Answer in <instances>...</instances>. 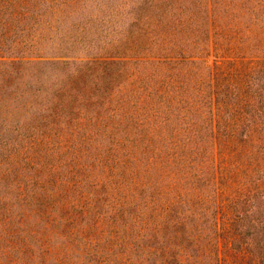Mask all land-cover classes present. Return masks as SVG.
I'll list each match as a JSON object with an SVG mask.
<instances>
[{"label": "rangeland", "instance_id": "374dc122", "mask_svg": "<svg viewBox=\"0 0 264 264\" xmlns=\"http://www.w3.org/2000/svg\"><path fill=\"white\" fill-rule=\"evenodd\" d=\"M132 1L0 0V264H264L258 0L219 2L208 47L192 57L202 64L188 70L186 101L176 105L174 96L171 109L159 110L170 122L162 130L146 120L137 161L128 143L108 142L115 136L100 122L106 93L94 91L91 79L101 69L71 63L102 47L115 51L132 29ZM111 68L118 75L111 93L129 75L152 87L150 76L169 73L161 65ZM209 72L215 151L206 140L209 88L198 86ZM200 98L198 113L189 101ZM143 104L142 119L157 102ZM213 159L218 194L203 207L197 200L207 193ZM142 182L151 189L140 192ZM215 216L218 263L202 246Z\"/></svg>", "mask_w": 264, "mask_h": 264}, {"label": "trees", "instance_id": "16d2710c", "mask_svg": "<svg viewBox=\"0 0 264 264\" xmlns=\"http://www.w3.org/2000/svg\"><path fill=\"white\" fill-rule=\"evenodd\" d=\"M220 1L221 0H141L139 2V0H133L131 8L133 11L132 29L129 31L126 38L124 35V39H122L118 47H114L115 51L107 55L108 53L105 52L110 50L109 47H102L101 51L103 53H98L96 51L92 54L77 55V58L81 60L71 62L72 64L84 68L94 67L101 69V72L96 71L97 75L94 79H91V85L94 91H103L106 93L105 97L107 100L104 101L105 103L103 102V104H106L108 108H106L108 111V113H106L107 119L105 118L100 122L105 129L104 131L107 132L106 135L108 137L115 136L114 139L108 141L109 143L123 146V148L126 147L125 144L128 143L127 145L132 149L130 160L133 159L137 161L135 150L142 148V138H140V136L142 135L143 125L147 124L146 120L155 119L159 129L162 130L163 127L170 122L168 118L159 115V110L171 109L174 96L177 102L176 105L186 101V97L181 96L182 90H187L188 86L193 87V84L189 82L188 70L193 69L195 73L194 66L202 64L199 61H194L192 57L199 55L208 47V42L212 38L211 31L216 21L215 17L217 18V8ZM259 7L264 13V0H258V8ZM253 12L256 13L257 11L253 10ZM155 48L157 53H155ZM113 53L115 55H112ZM151 58H153V60ZM154 58L160 59L155 60ZM129 63L152 67L155 65V68L161 65L168 69L165 70L169 73H165L162 76L161 73H158L155 77L150 76L154 81L152 87L151 85H146V82H139L141 79L137 78L135 74L129 75L126 83L120 85L117 83V86H115L116 93L108 91L107 89L111 87L118 76L116 72H111V67L117 65L123 67ZM62 64L67 65V63ZM177 66H179V68L175 69L174 67ZM180 66H186V69L183 70ZM172 70H175V72ZM210 72L207 75V81L204 80V77V79L199 82L198 86L200 85L201 87L202 84H205L206 87L209 88L207 95L208 103L205 101L204 105L207 104V107H209L208 114H210L211 128L210 132L206 135V140L207 142L211 141V145L214 146L213 150L215 151L214 142L216 134L212 114L215 98L211 90ZM177 76H181V78ZM194 93L195 92L192 91L191 95H188V98ZM80 100H78V102L84 101ZM201 101L202 99L200 98L199 101H189V104L193 107L196 106L198 113H201ZM70 102H72L70 99L63 97L62 104L69 105ZM144 102H147L146 108L150 104H156V102L157 105L154 108L148 107L149 110H152L147 112L150 113V116H145L142 119L139 115V106L144 105ZM198 117L201 118V116ZM153 135L154 134H150V137H153ZM88 140L91 143L95 142L94 139L89 138ZM171 157L172 153L168 156V159ZM168 159L164 163L168 162ZM171 162L172 161L166 164L169 168H172ZM164 165L165 164L158 163L157 168L163 169ZM151 167H154V165H150V168ZM210 171L211 178L208 180L207 193L205 195L203 193L201 195L202 197L199 195V199L197 200V203L203 207H207L208 202L213 201L215 203L214 199L218 194V169L215 165V159H213L211 163ZM136 184L134 180H131L129 182V188L132 190V187H136ZM139 186L140 192L148 190V188L151 189L148 183L142 182ZM175 186H177V183L173 184L171 187ZM211 228L212 235L207 239V245L202 244V246H205L203 250L210 251L209 253L212 251L215 252V260L218 263L219 250L217 242L220 234L216 216ZM207 248L209 250H207Z\"/></svg>", "mask_w": 264, "mask_h": 264}]
</instances>
